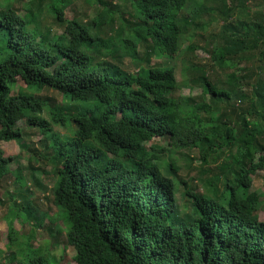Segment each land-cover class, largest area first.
Returning a JSON list of instances; mask_svg holds the SVG:
<instances>
[{"label":"trees","instance_id":"16d2710c","mask_svg":"<svg viewBox=\"0 0 264 264\" xmlns=\"http://www.w3.org/2000/svg\"><path fill=\"white\" fill-rule=\"evenodd\" d=\"M30 133L75 264H264V0H0V140ZM183 150L199 175H179ZM16 159L0 148V180ZM22 170L8 208L40 226ZM12 220L9 260L52 264Z\"/></svg>","mask_w":264,"mask_h":264},{"label":"rangeland","instance_id":"374dc122","mask_svg":"<svg viewBox=\"0 0 264 264\" xmlns=\"http://www.w3.org/2000/svg\"><path fill=\"white\" fill-rule=\"evenodd\" d=\"M80 2V1H79ZM192 3L200 2V0H190ZM120 6H122L123 9L130 10L131 8L123 2L119 3ZM263 7V5H261ZM261 6L257 7L256 9L261 8ZM254 9V8H253ZM254 9V10H256ZM79 12V8L76 5H71L70 7H67L65 9V15L67 17H71L74 13ZM41 14H43V11H41ZM117 23V22H116ZM46 24H48L50 27L52 26L53 29L51 31H57L60 32L59 28L53 24L51 20L46 21ZM216 30L218 28L217 23H213L212 25ZM210 26V29L213 27ZM195 40L197 38L195 37ZM200 44H206L207 40H197ZM182 44H187V40L183 39ZM139 52H142V49H139ZM196 54L198 56L199 61L208 64L209 63V53L204 51V49H198L196 51ZM164 63L168 62V64L172 65L175 69L176 73V79L179 81V79L182 78V74L179 70V58H173V59H166L164 57H152L151 58V64L153 63ZM125 66L127 64H124ZM214 69H216V66H214ZM136 68L133 66V70ZM218 69V68H217ZM216 74L220 75L221 77L223 75L219 74L217 70L214 71ZM209 74L215 75L212 71L209 70ZM215 78V77H214ZM17 84L21 86H25L23 81L18 80ZM177 93V92H176ZM180 93L183 95H192V96H198L200 93V88L194 86L192 88H183L180 90ZM59 98V96H57ZM19 125L22 126V122H19ZM58 131L65 132L64 127H59V129L56 127ZM32 135V133H30ZM42 136L40 134L38 135H32L30 138L27 136L23 137V140L19 143L14 140H0V148L3 150L4 156H15L17 157L16 161L10 162L9 169L10 171L6 174V178L4 180H0V249L3 250V252H0V262L2 264H15L14 261L9 260L8 255L9 253H12L14 251H17L18 249L15 247V245H10L8 248V241H7V230L8 226L10 224L9 219L10 217H13L12 225L15 230V232L18 234V240L24 241L25 239H28L27 245L23 249V254L28 255V251L26 247H29L31 249H35L37 251V255H47V258H53L54 262L52 264H75L72 256L74 254V251L71 249L72 247L65 242V235H64V219L61 215V212L58 210V208L52 203V177L43 175V173H36L35 176L29 171L26 170L27 164H28V157H30V152L28 151V144L30 142H33L35 147L40 146L38 143V140ZM158 139V140H157ZM154 140H150L148 143L151 142H161V144H165L166 140L163 139L162 141L157 138ZM183 154L177 155L180 157V165L181 170L179 171V175L187 178L188 176L192 177L193 174L199 175L196 173V170L190 169V162L187 159L188 151L183 150ZM185 154V155H184ZM191 155H195V152H191ZM30 164H32L34 167H41L42 169H46L48 171L51 170L50 165L37 163L34 160L30 161ZM199 164V161L195 162L194 165ZM193 165V167H195ZM18 168H22V174L25 175L26 179V185L29 187V192H31V195L27 194L28 200H33L36 209L38 212L45 213V217L43 218V221L41 225H36L34 219H28L23 218L20 215H14L12 216L10 213V207L12 200L10 201L9 195L12 191V189H15L16 192L19 191V184L15 183L17 182L15 180V174L14 171H17ZM199 169L198 167H195ZM206 168V167H204ZM193 170V172H192ZM191 171V172H188ZM263 174V172H256L255 175L251 176V185L249 187L250 191H256V192H262L264 190V180L260 175ZM40 183H38V181ZM190 183V182H189ZM7 185L9 187H7ZM6 189L10 191V193H6ZM13 192V191H12ZM23 202L21 197H18V200L16 199V202L20 203ZM9 206V208H8ZM15 208V207H14ZM11 215V216H10ZM264 218V210L259 211L258 213V219L263 220ZM61 229L60 233H56V229ZM63 231V233H62ZM21 251V250H20Z\"/></svg>","mask_w":264,"mask_h":264},{"label":"clouds","instance_id":"9594fccd","mask_svg":"<svg viewBox=\"0 0 264 264\" xmlns=\"http://www.w3.org/2000/svg\"><path fill=\"white\" fill-rule=\"evenodd\" d=\"M60 30V29H59ZM153 64H156V63H153ZM139 67H137L134 71H137ZM0 264H2V262H0ZM16 264V262H15Z\"/></svg>","mask_w":264,"mask_h":264}]
</instances>
